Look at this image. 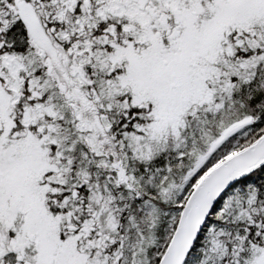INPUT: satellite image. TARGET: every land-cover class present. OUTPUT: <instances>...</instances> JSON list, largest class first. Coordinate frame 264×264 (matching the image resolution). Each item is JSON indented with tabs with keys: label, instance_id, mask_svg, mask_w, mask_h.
Segmentation results:
<instances>
[{
	"label": "snow or ice",
	"instance_id": "1",
	"mask_svg": "<svg viewBox=\"0 0 264 264\" xmlns=\"http://www.w3.org/2000/svg\"><path fill=\"white\" fill-rule=\"evenodd\" d=\"M0 264H264V0H0Z\"/></svg>",
	"mask_w": 264,
	"mask_h": 264
}]
</instances>
